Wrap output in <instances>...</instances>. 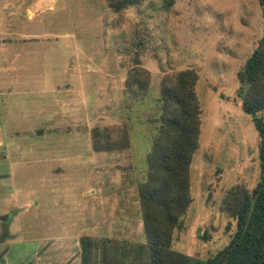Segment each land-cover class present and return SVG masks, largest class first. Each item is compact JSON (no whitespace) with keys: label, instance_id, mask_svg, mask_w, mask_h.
<instances>
[{"label":"rangeland","instance_id":"374dc122","mask_svg":"<svg viewBox=\"0 0 264 264\" xmlns=\"http://www.w3.org/2000/svg\"><path fill=\"white\" fill-rule=\"evenodd\" d=\"M167 1L147 0L113 14L106 0H0L4 33L21 38L20 55L4 54L0 67V79L15 84L12 100L2 106L6 132L27 133L14 132L7 123L27 127L37 107L47 110L38 113L37 122L45 118L52 124V109L59 114L51 133L39 141L52 152L36 160L50 164L22 163L10 185L16 193L5 201L0 197V230L5 227L0 239L14 237L20 242L16 251L32 264L43 257L47 264H79L81 236L142 240L136 187L145 175L152 130L147 119L162 80L185 69L198 75L200 135L189 169L192 201L173 234L172 249L206 260L235 234L236 222L223 212V199L236 186L252 192L264 176L259 136L253 118L241 109L237 80L263 35L261 9L257 0H173L171 6ZM138 62L150 73L144 102L124 95L127 72ZM59 101L67 105L57 108ZM256 117L264 120V110ZM124 125H133L127 152L92 151L91 130L115 137ZM30 154L36 158V152ZM4 214L12 220L5 221Z\"/></svg>","mask_w":264,"mask_h":264},{"label":"trees","instance_id":"16d2710c","mask_svg":"<svg viewBox=\"0 0 264 264\" xmlns=\"http://www.w3.org/2000/svg\"><path fill=\"white\" fill-rule=\"evenodd\" d=\"M147 0H106L113 14L141 6ZM263 19V35L237 72L242 111L250 115L259 136V160L264 169V0H257ZM168 5L173 0H168ZM141 38L138 46L143 44ZM159 86L155 110L147 119L152 127L145 155V175L137 181L142 215V240L81 236L79 264H264V176L249 192L241 186L227 191L222 209L236 222L229 244L206 260L172 249L175 230L190 203L189 172L199 147L201 109L195 93L198 75L185 69L166 76ZM150 73L140 63L130 67L123 87L127 99L140 102L149 97ZM127 108V107H126ZM139 121H142L137 116ZM133 125H124L111 137L101 129L91 130L94 153H125L131 147ZM7 219V217H3Z\"/></svg>","mask_w":264,"mask_h":264},{"label":"crops","instance_id":"0c3cea01","mask_svg":"<svg viewBox=\"0 0 264 264\" xmlns=\"http://www.w3.org/2000/svg\"><path fill=\"white\" fill-rule=\"evenodd\" d=\"M4 32H5L4 31V25H0V67L4 66V64H5L3 62L4 54H8V55L13 56V55H20V53H21V51H20L21 46L20 47L17 46V44H21V38H20L19 34L18 33H9L8 34L9 36H6V33H4ZM16 34H17V36L15 38ZM10 41H12V42H10ZM6 48H12V50H9ZM30 51H31V49L29 50V53H30ZM6 65L8 67L13 66L12 63H10L8 65V62L6 63ZM13 90H15V84L12 83V81H10V78H8L7 81L4 78L2 80L0 79V139L2 140L6 136L5 137L6 141H5V144L3 146V150L0 149V197L3 198V201L9 199L11 195L16 193V190H13L10 187V185L13 184L15 177L19 174V169L22 167V163H24L25 165L34 164V160L37 159V156L39 157V159H43V157H45V154H44L45 152L46 153L52 152L51 149L49 150L48 148L40 145L39 141L44 139L46 132L51 133L50 130L53 128L51 126L53 123H55V122L57 123L58 116H59V114H56V111L54 109H52L53 110V120H54L52 122V124L47 123L45 118H43V120L37 122L38 113L46 110L43 107H37L36 109H34V112L36 113V114H34L35 118H33L31 121H29V124H27L28 125L27 127H24V128L17 127L14 125V121L7 123L8 126L13 127L14 132H18V131H22V130L24 131L27 129L25 131L27 133H23L22 136H20L18 133H11L9 131L6 132L5 124L2 123V119H1L6 114L5 110L2 108V106L4 105L5 101H11L12 100L11 98H8V97H12V94H13L12 91ZM66 90H69V89H66ZM69 93H72V92H69ZM30 101H33V100H30ZM59 102H58L57 108H61L63 106V103H64V105H67L65 103V101L60 102V103ZM60 111L66 112V107L64 106ZM43 122H45L44 123L45 128L43 126H41V124ZM29 141H31V144H29ZM56 147L58 150L59 149L58 146H56ZM31 152L32 153L36 152V158L34 157L33 154H30L28 156V154ZM28 161H29V163H28ZM35 163L36 164H34V165H37V167L38 166L41 167V165H43V164H47V163L50 164V161H48V160H36ZM16 168H17V170H16ZM15 170H16V174L14 175ZM52 173L53 172H50L49 175H45V176L51 177V175H53ZM6 185L8 186L7 188L5 187ZM0 205H1V203H0ZM3 206H4V204H3ZM15 210H17V212L15 213L14 216L18 217L20 209L15 207ZM4 215H6V214H4ZM6 217H7V215H6ZM11 220L12 219L10 218L9 220H5V221H11ZM5 224L7 226V229L10 231V222H7ZM4 228H5L4 224H2L1 230H3L2 231L3 233H5ZM1 237L2 238L0 239V242L4 239L5 240L9 239L10 241H5V242L3 241V244L2 245L0 244V264H32L31 263V259H32L31 257L29 259V256H25L22 251H20V252L16 251V248H17V246H19L20 242H16V240L14 242L13 240L15 238L12 236H9L8 234H6V235L1 234ZM11 239H13V240H11ZM23 242L25 244H27V243L33 242V239H31V241L24 240ZM38 245H40V243H38ZM36 247H38V246H35L34 248H36ZM27 248L31 249L29 246H27ZM34 253H38V252L33 251V254ZM44 259H45L44 257L42 260H40V258H39L37 264H41L43 261H44L43 264H47L46 259L45 260ZM66 263L67 262H64V264H66ZM33 264H35V262H33ZM59 264H63V262H61Z\"/></svg>","mask_w":264,"mask_h":264}]
</instances>
